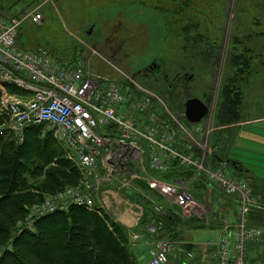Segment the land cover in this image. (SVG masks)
<instances>
[{
  "label": "rangeland",
  "instance_id": "obj_1",
  "mask_svg": "<svg viewBox=\"0 0 264 264\" xmlns=\"http://www.w3.org/2000/svg\"><path fill=\"white\" fill-rule=\"evenodd\" d=\"M33 11L41 14L38 24L28 19ZM0 16L25 19L17 38L21 50L43 48L58 63L69 66L83 64L94 79L111 81L136 93L139 89L159 92L168 106L175 102L182 111L187 100H201L209 109L206 118L195 125L182 121L195 134L193 138L198 144L203 146L205 142V153L199 159L206 168L223 172L226 180L237 181L239 177L238 181L246 184L251 203L253 201V204L246 205L247 221L255 220L250 225L264 231L258 220L264 217V210L260 212L254 208L258 204L254 200L259 199V205L264 209V186L244 173L230 175L227 168L236 165L220 162L213 143L222 137L220 130L226 128L229 132L240 120L238 118L237 122L224 126L218 123L222 93L230 90L236 94L235 89L241 90L243 86L250 90L249 87L256 85L261 78L257 72L264 71V0H0ZM188 23L194 25L185 28ZM198 35L205 36L203 43L202 39L190 40ZM144 75L148 76L147 81ZM133 76H137L133 82L139 89L128 79ZM261 81L260 86L264 88V79ZM174 109L173 112L182 114L181 109ZM257 113V116L263 114L261 111ZM0 117L4 118L2 130L8 134V124L4 127L7 118L2 114ZM181 146L194 155L199 152L191 148L187 141ZM213 162L218 167H213ZM243 175L245 179H241ZM194 178L203 184L195 185L191 190L197 202L205 200L201 198V190H207L220 200L222 196L228 197L217 181L208 177ZM109 185L111 183L106 184L104 189ZM171 185L176 190L180 188L176 182ZM148 189L160 194L155 187ZM147 191L143 189L142 194L147 195ZM55 195H46L43 201ZM103 196L105 198L106 193ZM229 197L231 201L238 199V216L241 197L236 193L229 194ZM43 201L27 206L25 219L29 217V211L33 213L37 208L41 211ZM204 233L205 230H202L200 234ZM49 235L46 242L32 245L31 251L41 258L47 256L51 264L52 261L59 264L62 253L68 256L66 248L73 247V244L64 246L61 241L57 242L58 232L51 231ZM262 239L263 234L255 243L248 245L257 244ZM182 254L186 258L192 256L190 253ZM172 257H169L170 264Z\"/></svg>",
  "mask_w": 264,
  "mask_h": 264
},
{
  "label": "built area",
  "instance_id": "obj_2",
  "mask_svg": "<svg viewBox=\"0 0 264 264\" xmlns=\"http://www.w3.org/2000/svg\"><path fill=\"white\" fill-rule=\"evenodd\" d=\"M28 19L38 24L41 14L33 11ZM24 20L0 16V114L7 118L4 127L8 124V134L19 144L32 127L52 131L78 168L81 180L77 187H67L45 199L41 211H29L19 226L30 229L38 216L70 206L100 213V195L106 184L118 182L126 188L139 182L153 188L158 185L153 177L167 174L176 165L217 181L226 195L241 197L238 218L225 227L216 264H249L245 262L247 246L259 240L263 231L247 225L246 205L251 201L246 184L226 180L220 170L203 165L199 158L205 153V142L201 146L195 141V134L182 122L183 113L172 112L157 94L139 89L129 77L138 87L137 93L111 81L94 79L83 64H59L43 48L19 49L17 38ZM184 141L200 154L184 153ZM158 190L178 209L198 215L190 208L191 200L184 189L165 184ZM154 210L160 214L163 207L155 205ZM155 232L150 227V235ZM174 253L173 243L158 240L146 264H168V257Z\"/></svg>",
  "mask_w": 264,
  "mask_h": 264
},
{
  "label": "trees",
  "instance_id": "obj_3",
  "mask_svg": "<svg viewBox=\"0 0 264 264\" xmlns=\"http://www.w3.org/2000/svg\"><path fill=\"white\" fill-rule=\"evenodd\" d=\"M193 25L188 23L185 28ZM196 39H202L203 43L205 36L198 35L190 40ZM235 91L236 94L230 90L222 93L223 102L217 118L221 126L238 121L242 99L240 89ZM160 96L165 99L162 94ZM177 105L174 102L171 106L169 104V108L173 111L174 108L181 109ZM3 122L4 118L0 117V264H51L47 256L41 258L31 251L32 245L46 242L51 231L60 234L57 242L61 241L64 246L73 244V247L66 248L68 256L62 253L59 264H135L128 233L123 226L113 222L106 214L100 216L76 206L42 217L34 223L32 230L25 229L17 234L21 231L19 224L27 216V206L41 203L46 195H55L67 187H77L81 175L66 157L52 131L44 126L32 127L25 132L23 143L19 144L2 130ZM170 172L164 176L167 180L187 173L179 167ZM137 185L141 190L147 189L154 194L142 183ZM197 185L203 184L198 180ZM140 200L143 206L147 205L145 200ZM147 208L149 222H153L156 218L151 208ZM160 221L163 228L156 233L155 239L177 241V227L183 225L178 214L171 217L161 215ZM52 263L58 264L56 261Z\"/></svg>",
  "mask_w": 264,
  "mask_h": 264
},
{
  "label": "crops",
  "instance_id": "obj_4",
  "mask_svg": "<svg viewBox=\"0 0 264 264\" xmlns=\"http://www.w3.org/2000/svg\"><path fill=\"white\" fill-rule=\"evenodd\" d=\"M257 73H259L257 76L261 75L259 82H262L264 71ZM254 76L257 78L256 74ZM259 82L249 87L251 94L248 88H244V86L241 88L240 120L236 123L237 125L232 126L233 128L229 132L225 130L226 128L220 130L222 137L215 139L213 143L215 144L217 159L220 162H233L234 165H238L231 169L227 168L229 170L226 169L230 175H235V172L236 175L237 173H244L264 186V88L260 86ZM257 111H261L263 114L257 116ZM236 167H241V169L238 170ZM186 172L177 174L171 182L178 183L179 189L185 190L191 200L190 208L195 210L198 215L192 217L185 212L178 211V216L183 221V225L177 227L178 239L173 243L184 254L190 253L192 256L186 258L183 254H177L172 257L171 264H215L220 241L226 236L225 227L236 220L238 209L236 202L238 199L231 201L228 199L230 197L222 196L220 200L219 197H213L207 190H201V198L207 202L200 199L197 202L194 194L191 193V190H194L195 185H197V181L192 173ZM245 175L241 179H245ZM153 180L158 183L154 186L156 189L167 184V179L163 176H155ZM104 193H106L105 198ZM142 196L143 198L149 196L148 199H145L147 205H141ZM211 196L212 198H210ZM100 197V204L106 209L105 214L109 215L113 222L127 230L129 247L134 255L135 264H145L150 258L156 241L155 237H151L147 232L148 226L152 224L147 216L149 213L147 207L153 210L149 199L153 198L151 199L153 203L164 204L167 207V213L164 216L170 215L171 217L177 213L173 206L168 203L167 196L162 193L160 195L149 192L147 195H143L139 185L135 182L126 188L120 183L114 182L103 189ZM208 201L213 203L210 204ZM255 210L262 212L264 209L261 205ZM258 220L264 226L262 216ZM159 224L162 230V221ZM202 230H205L204 234H200ZM203 238L206 240L203 241ZM246 261L251 264H264V233L261 242L247 247Z\"/></svg>",
  "mask_w": 264,
  "mask_h": 264
},
{
  "label": "water",
  "instance_id": "obj_5",
  "mask_svg": "<svg viewBox=\"0 0 264 264\" xmlns=\"http://www.w3.org/2000/svg\"><path fill=\"white\" fill-rule=\"evenodd\" d=\"M184 113L187 122L190 125H195L208 115V107L201 100L194 98L185 102Z\"/></svg>",
  "mask_w": 264,
  "mask_h": 264
},
{
  "label": "flooded vegetation",
  "instance_id": "obj_6",
  "mask_svg": "<svg viewBox=\"0 0 264 264\" xmlns=\"http://www.w3.org/2000/svg\"><path fill=\"white\" fill-rule=\"evenodd\" d=\"M144 76H146V75H144ZM136 77H137V76H136ZM136 77H135V78H136ZM147 77H148V76H146V79H145V81H147V79H148Z\"/></svg>",
  "mask_w": 264,
  "mask_h": 264
}]
</instances>
